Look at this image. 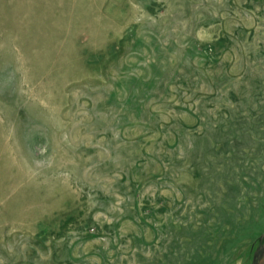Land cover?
Instances as JSON below:
<instances>
[{
    "label": "rangeland",
    "instance_id": "1",
    "mask_svg": "<svg viewBox=\"0 0 264 264\" xmlns=\"http://www.w3.org/2000/svg\"><path fill=\"white\" fill-rule=\"evenodd\" d=\"M264 0H0V264H260Z\"/></svg>",
    "mask_w": 264,
    "mask_h": 264
},
{
    "label": "water",
    "instance_id": "2",
    "mask_svg": "<svg viewBox=\"0 0 264 264\" xmlns=\"http://www.w3.org/2000/svg\"><path fill=\"white\" fill-rule=\"evenodd\" d=\"M260 264H264V256H263L262 262Z\"/></svg>",
    "mask_w": 264,
    "mask_h": 264
}]
</instances>
